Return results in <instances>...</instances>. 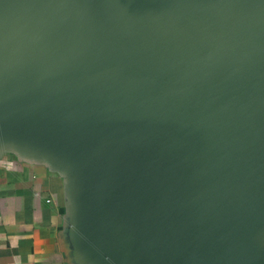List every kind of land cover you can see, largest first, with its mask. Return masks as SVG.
<instances>
[{
    "label": "water",
    "instance_id": "95a60500",
    "mask_svg": "<svg viewBox=\"0 0 264 264\" xmlns=\"http://www.w3.org/2000/svg\"><path fill=\"white\" fill-rule=\"evenodd\" d=\"M70 156L97 264H252L264 0H0V140Z\"/></svg>",
    "mask_w": 264,
    "mask_h": 264
},
{
    "label": "crops",
    "instance_id": "0c3cea01",
    "mask_svg": "<svg viewBox=\"0 0 264 264\" xmlns=\"http://www.w3.org/2000/svg\"><path fill=\"white\" fill-rule=\"evenodd\" d=\"M84 175L57 149L0 140V264H97L82 200ZM254 262L264 264V224Z\"/></svg>",
    "mask_w": 264,
    "mask_h": 264
}]
</instances>
